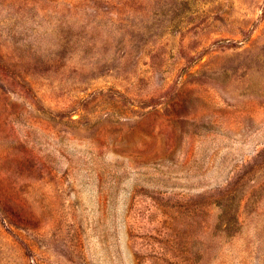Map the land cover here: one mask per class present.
Segmentation results:
<instances>
[{
  "label": "rangeland",
  "instance_id": "374dc122",
  "mask_svg": "<svg viewBox=\"0 0 264 264\" xmlns=\"http://www.w3.org/2000/svg\"><path fill=\"white\" fill-rule=\"evenodd\" d=\"M0 264H264V0H0Z\"/></svg>",
  "mask_w": 264,
  "mask_h": 264
}]
</instances>
